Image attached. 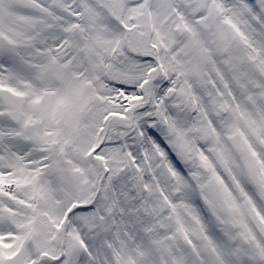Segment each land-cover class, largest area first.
<instances>
[{
    "label": "snow or ice",
    "instance_id": "snow-or-ice-1",
    "mask_svg": "<svg viewBox=\"0 0 264 264\" xmlns=\"http://www.w3.org/2000/svg\"><path fill=\"white\" fill-rule=\"evenodd\" d=\"M0 264H264V0H0Z\"/></svg>",
    "mask_w": 264,
    "mask_h": 264
}]
</instances>
